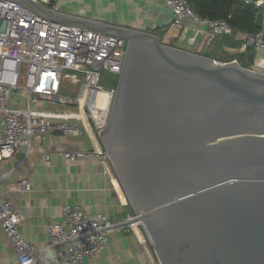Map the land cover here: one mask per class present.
<instances>
[{"label":"water","instance_id":"obj_1","mask_svg":"<svg viewBox=\"0 0 264 264\" xmlns=\"http://www.w3.org/2000/svg\"><path fill=\"white\" fill-rule=\"evenodd\" d=\"M11 1L126 41L99 136L135 214L124 225L142 224L153 258L264 264V72L167 45L154 32Z\"/></svg>","mask_w":264,"mask_h":264},{"label":"built area","instance_id":"obj_2","mask_svg":"<svg viewBox=\"0 0 264 264\" xmlns=\"http://www.w3.org/2000/svg\"><path fill=\"white\" fill-rule=\"evenodd\" d=\"M31 1L59 10L57 0ZM155 1L170 9L172 27L181 28L186 20H190L207 28V43L215 36L233 30L226 19L200 16L188 0ZM253 1L261 8L263 28L256 35H245L240 47L243 52L249 46L264 49V0ZM125 49L126 41L122 38L53 22L15 1L0 0V160L10 157L22 146L30 148L34 136L44 142L48 133L54 130L72 136L88 134L94 137L95 152L121 192L99 136V131L107 128L116 85L104 89L99 81L102 72L118 77ZM251 68L264 72V58L255 61ZM66 86L69 91L63 92ZM22 95L24 101L19 104ZM41 99L75 107L76 111L60 114L33 108ZM70 118L72 120H68ZM63 155L67 160H74L87 153L68 149ZM45 164H49L48 153L45 154ZM5 176L7 174L0 180ZM17 189L28 191L29 181L20 179ZM134 215L129 214L127 220ZM23 219L20 212L2 200L0 193V227L19 264H40L34 244L18 231ZM111 226L104 214L90 215L80 206L65 204L61 219L47 228L43 251L57 246V256L64 264H85L86 258L96 257L107 245L105 233ZM130 226L141 229L142 224L134 222ZM140 238L154 264H160L153 258L144 236Z\"/></svg>","mask_w":264,"mask_h":264},{"label":"crops","instance_id":"obj_3","mask_svg":"<svg viewBox=\"0 0 264 264\" xmlns=\"http://www.w3.org/2000/svg\"><path fill=\"white\" fill-rule=\"evenodd\" d=\"M76 1L78 8L74 6L73 10L63 11L57 0L58 9L154 32L167 45L189 49L215 60L227 56L238 61L243 52L240 47L246 34H219L207 43V28L190 20H186L181 28L172 27L170 9L155 0ZM256 54L257 49L253 63L257 61ZM33 108L60 114L76 111L75 107L60 106L42 99ZM95 148L96 141L88 134L72 136L54 130L48 133L44 142H40L37 136L32 137L30 148L22 146L10 157L0 160V177L7 174L0 180L2 200L24 217L18 231L34 244L36 257H41L40 264H64L55 248L44 255L42 253L47 241V228L61 219L65 204L80 206L90 215L104 214L114 225L105 233L107 245L96 257L86 258L85 264H154L141 241V229L124 225L133 211L116 182L111 181V174L106 171ZM68 149L87 155L67 160L63 153ZM47 153L48 165L45 164ZM20 179L29 181L28 191H18L17 182ZM0 264H19L1 227Z\"/></svg>","mask_w":264,"mask_h":264},{"label":"trees","instance_id":"obj_4","mask_svg":"<svg viewBox=\"0 0 264 264\" xmlns=\"http://www.w3.org/2000/svg\"><path fill=\"white\" fill-rule=\"evenodd\" d=\"M191 8L200 16L210 19H226L233 30L231 34L241 32L256 35L262 30L261 8L255 1L244 0H188ZM230 15V18L228 16ZM238 46L240 43H236ZM255 46H249L239 55L238 62L243 67L253 63ZM246 59H245V58Z\"/></svg>","mask_w":264,"mask_h":264},{"label":"rangeland","instance_id":"obj_5","mask_svg":"<svg viewBox=\"0 0 264 264\" xmlns=\"http://www.w3.org/2000/svg\"><path fill=\"white\" fill-rule=\"evenodd\" d=\"M60 4V10L66 11V10H73L74 6L78 8L77 1L76 0H58ZM264 42V37L262 38ZM259 58H264V49L257 48V54H256V60ZM117 82V76L111 75L107 72H102L100 76L99 85L102 86L104 89H108L112 86H115ZM69 87H64L63 92H68ZM24 101V95L21 96V99L18 100V103L21 104V102Z\"/></svg>","mask_w":264,"mask_h":264}]
</instances>
